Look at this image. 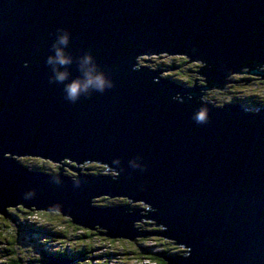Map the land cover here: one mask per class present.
I'll list each match as a JSON object with an SVG mask.
<instances>
[{"label": "water", "instance_id": "water-1", "mask_svg": "<svg viewBox=\"0 0 264 264\" xmlns=\"http://www.w3.org/2000/svg\"><path fill=\"white\" fill-rule=\"evenodd\" d=\"M58 29L112 88L70 103L49 82ZM170 57L200 66L207 86L138 67ZM244 77L264 78V0H0V214L56 212L111 240L159 236L186 251L168 264H264V108L207 96Z\"/></svg>", "mask_w": 264, "mask_h": 264}, {"label": "trees", "instance_id": "trees-1", "mask_svg": "<svg viewBox=\"0 0 264 264\" xmlns=\"http://www.w3.org/2000/svg\"><path fill=\"white\" fill-rule=\"evenodd\" d=\"M172 60L171 67H178V76L179 78L176 80L177 82L181 84H189L192 85L194 83V79L191 80L190 77L191 73H194V69L188 64V59L187 58H181V57H170L168 58ZM174 65V66H173ZM190 66V67H188ZM180 73V74H179ZM172 78V77H171ZM175 80V79H174ZM242 80V82H241ZM259 80L261 81V84H264V78H260ZM259 80H256L252 77H244L238 81L241 83V86L244 89H248V94L245 95V97H237L233 99L235 102H239L243 104L246 107H252V108H264V87H261V89H255L252 91V86L254 83H258ZM237 81V80H233ZM254 81V82H253ZM261 85L260 83H258ZM250 90V91H249ZM228 93V91L226 92ZM215 102V100H212ZM217 101V99H216ZM219 103V102H218ZM223 104H227L225 101ZM21 161V160H20ZM35 163L28 165L25 162L26 161H21L25 166L31 167L33 170L36 171H45L46 167H52L51 164H46L44 161L39 160V159H33ZM91 168L97 172L100 173V171L106 170L104 166H99V165H93ZM48 172V171H46ZM101 200H106V198H103ZM98 202V201H96ZM121 204V203H119ZM124 204V201L122 202ZM118 205V204H117ZM104 206V205H102ZM38 214L45 216L48 219V224L55 226L53 218L54 215H57L55 213H47V212H37L35 210H26L22 207L15 208V209H9L8 210V215L3 216L0 214V264H43V262L49 257H58L61 259H69L71 261L73 260H78L79 257L84 258L87 253H90L88 250H84L83 248H80L79 250L71 251L70 249H57L56 252H52L49 250V245L48 244V238L50 239L53 238L52 236V231H50V228L47 229V225L41 224L42 220L45 219H38L36 218ZM46 221V220H45ZM147 225H149L147 223ZM58 231L56 232V238H64L67 237V233H64L62 230V226L58 227ZM15 230V231H14ZM88 231V234L85 236L86 238H91L93 237L95 233L92 231ZM161 232L160 229L153 228L149 233L155 235L156 233ZM22 234H25L22 236ZM48 235V236H47ZM22 240V244H17V240L15 238H19ZM96 236V235H95ZM59 238V239H60ZM107 239V238H106ZM158 241L159 246L156 247H161L162 250H160L157 254L152 253L153 251L149 252L146 247H143L139 242L146 244L148 242L147 237L140 239L139 241L137 240L136 242H124L122 240H110L111 242H119L121 243H126L127 246H133L131 247L133 250L132 253H135L138 259H141L139 261L140 263H144L143 260H150L153 262H158V264H168L167 262L164 261L163 257L168 256V255H173V256H180L184 252V248H177L175 247V243L172 241L165 240L163 238H156ZM39 246L36 247L34 246L35 244ZM27 245H32L31 247H28ZM127 246H123V254L129 255L126 251ZM129 247V248H130ZM20 248L24 249L26 254L29 256H25L23 253V250L20 251ZM52 249V248H51ZM147 250L148 252H144V250ZM131 251V250H129ZM179 251L181 253H179ZM39 253V257L38 254ZM37 255V256H36ZM132 255V254H131ZM7 256L8 259H1L2 257ZM35 256V257H34ZM130 256V255H129ZM76 258V259H75ZM45 259V260H44ZM156 260V261H155ZM102 264H109V263H102Z\"/></svg>", "mask_w": 264, "mask_h": 264}, {"label": "rangeland", "instance_id": "rangeland-1", "mask_svg": "<svg viewBox=\"0 0 264 264\" xmlns=\"http://www.w3.org/2000/svg\"><path fill=\"white\" fill-rule=\"evenodd\" d=\"M145 61H148V63H145ZM172 60L170 59H161V60H149L148 58L146 59H142V60H139L138 62V67L142 66V65H146L150 68H153V69H156V68H162L164 74L166 77H172L173 79L177 80L179 78L178 76V70L179 68H175V67H171L172 64H171ZM189 65V64H187ZM174 66V65H173ZM190 66L194 69V73L192 72L191 73V76H188L191 78V80H195V84H198L199 87H205L207 86V84L205 83H202L201 82V79L203 78L200 74H199V71L201 70L198 66V65H193L190 63ZM188 66V67H190ZM180 74V73H179ZM197 80L198 83H197ZM233 80H240V79H236V78H230L229 81H231L229 84H228V93L227 95H222V94H216V93H209L207 92V96H208V99L210 101H212L213 99L215 100V102L217 103V105H220V106H223L225 104H223V102L225 101L226 103H229V102H235L233 101V99L237 98V97H245V95L248 94V89H244L242 86H241V83H237L236 81H233ZM254 82V81H253ZM261 84V81L259 80V82ZM258 83H254L253 86H252V91H254L255 89H261V87H264V84H261L259 85ZM264 89V88H263ZM208 91V90H207ZM250 91V90H249ZM217 99V101H216ZM219 102V103H218ZM21 161H26L25 163L28 164V165H31L33 163H35V161H33L34 158H19ZM20 161V162H21ZM46 164H49L47 161H44ZM66 165H71L72 163L71 162H64ZM25 164V165H26ZM52 167H46V170L45 171H48V172H53V171H57L58 168L60 167V165L58 164H53V163H50ZM93 165H96V164H91V165H84L82 166V169H86V168H89V169H92L91 166ZM100 166V165H99ZM102 166V165H101ZM105 167V166H104ZM30 169H32L31 167H29ZM106 168V167H105ZM103 171H106V170H103L100 171L103 173ZM112 174H115L114 172ZM103 198H100L99 200H96L98 202L95 201V204L99 205V206H102L104 205L105 207L106 206H115V205H121L122 202L124 201L125 204H128V201L126 200H121V199H109V198H106V200H101ZM121 203V204H119ZM138 207H143V208H146L145 206H138ZM55 214L57 215H54L53 218L55 220L54 221V225L55 226H52V225H49L47 222H48V219L45 217V216H42L40 214H38V216L36 218L38 219H45V220H42L41 221V224L43 225H47V229L50 228V231H52V236L53 238L50 237H47L48 239V244L51 245L49 246V250L52 251V252H56L57 249H70L71 251H77L79 250L80 248H83L84 250H88L90 253H87L86 256H84V258L82 257H79V259L77 261H74L73 263L71 264H102V263H109V264H139V261L141 259H138L139 257H137V255H135V253H132L133 249L131 247L133 246H127L126 243H121V241L119 242H111L110 240L111 239H106V237L104 236H101V235H98L99 232L97 231H92L93 233L96 232V236L94 235L93 237H89V238H86L85 236L88 234V231L86 229H83L82 227H79L77 225H74L71 223L70 219L68 218H65V217H62L59 213H56ZM146 223L148 224H151V223H154V222H151V221H146ZM62 226V231L64 233H67V237H64V238H56V232H59L58 230V227ZM141 225H139L138 227H140ZM144 229V227H143ZM145 229L150 232L153 227H149L147 225V227H145ZM157 229H160V231L163 230V228L161 227H157ZM15 231V230H14ZM25 234H22V236H24ZM48 236V235H47ZM156 238H161L159 236H147V239H148V242L146 244L141 243L139 242L143 247H146V248H149L151 247L150 249H148L149 252L153 251L152 253H158L161 249V247H156V246H159L158 244V241H156L157 239ZM15 240H17V244H22V240L20 239V236L19 238H15ZM138 241L140 239H137ZM136 240V241H137ZM122 241L124 242H128V243H131V241H129L128 239H122ZM133 243V242H132ZM38 244V243H37ZM28 247H31L32 245H27ZM37 249V247L39 246L38 245H34ZM123 246H127V250H131V251H126L129 255H124L123 252L124 250L122 249ZM130 247V248H129ZM177 248H182V247H178L177 245L175 246ZM52 248V249H51ZM23 250V253L25 254V256H27L29 258V256L26 254V252L24 251V249L20 248V251ZM146 249L144 250V252H148ZM179 253H181L179 251ZM38 254V257H39V253L37 252ZM132 254V255H131ZM183 255H186V251L184 249V252L182 253ZM37 256V255H36ZM35 257V256H34ZM8 259L7 256H4L2 257L1 259ZM55 259H58V260H62L58 257H53ZM76 259V258H75ZM45 260V259H44ZM52 259L51 258H47L43 264H49ZM69 260V259H67ZM156 261V260H155ZM144 263H140V264H158V262H153V261H150V260H143ZM0 263H1V260H0ZM36 264V263H35Z\"/></svg>", "mask_w": 264, "mask_h": 264}, {"label": "clouds", "instance_id": "clouds-1", "mask_svg": "<svg viewBox=\"0 0 264 264\" xmlns=\"http://www.w3.org/2000/svg\"><path fill=\"white\" fill-rule=\"evenodd\" d=\"M71 41V34L66 29H58L54 36L50 53L45 59V64L50 70L49 82L62 85L65 99L76 103L82 96L92 93H103L114 86L111 79L99 69L95 58L90 52L73 58L67 53ZM75 62L80 73L72 77L69 66ZM133 166H138L133 162Z\"/></svg>", "mask_w": 264, "mask_h": 264}, {"label": "flooded vegetation", "instance_id": "flooded-vegetation-1", "mask_svg": "<svg viewBox=\"0 0 264 264\" xmlns=\"http://www.w3.org/2000/svg\"><path fill=\"white\" fill-rule=\"evenodd\" d=\"M175 68H178V67H175ZM203 79H204V78H202L201 81H203ZM236 82L239 83L240 81H236ZM241 82H242V80H241ZM193 84H194V83H193ZM193 84H192V85H193ZM187 85H189V84H187ZM192 85H190V86H192ZM70 166H72V165H70ZM68 171H69V170H68ZM69 172H70L71 174H73L71 171H69Z\"/></svg>", "mask_w": 264, "mask_h": 264}, {"label": "bare ground", "instance_id": "bare-ground-1", "mask_svg": "<svg viewBox=\"0 0 264 264\" xmlns=\"http://www.w3.org/2000/svg\"><path fill=\"white\" fill-rule=\"evenodd\" d=\"M23 158V157H22ZM61 259V258H60Z\"/></svg>", "mask_w": 264, "mask_h": 264}]
</instances>
